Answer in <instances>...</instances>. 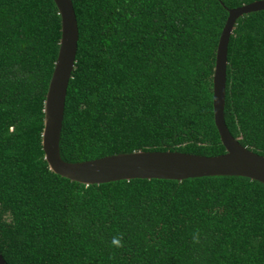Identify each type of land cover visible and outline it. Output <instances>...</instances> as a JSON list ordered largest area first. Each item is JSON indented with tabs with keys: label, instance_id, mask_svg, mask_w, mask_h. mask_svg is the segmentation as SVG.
<instances>
[{
	"label": "trees",
	"instance_id": "obj_1",
	"mask_svg": "<svg viewBox=\"0 0 264 264\" xmlns=\"http://www.w3.org/2000/svg\"><path fill=\"white\" fill-rule=\"evenodd\" d=\"M251 1L70 0L77 38L59 158L222 153L211 117L214 49L225 9ZM58 36L51 0H0L5 264H264V184L208 176L83 185L47 169L41 110ZM222 119L238 144L264 156V9L234 20Z\"/></svg>",
	"mask_w": 264,
	"mask_h": 264
},
{
	"label": "water",
	"instance_id": "obj_2",
	"mask_svg": "<svg viewBox=\"0 0 264 264\" xmlns=\"http://www.w3.org/2000/svg\"><path fill=\"white\" fill-rule=\"evenodd\" d=\"M59 18V36L52 69L42 101L40 149L47 169L61 178L83 185L117 180L163 179L180 181L208 176L245 177L264 184V156L236 142L222 119L225 50L234 20L264 9V0H254L226 8L217 36L210 77L212 124L223 152L213 156L177 151H130L102 157L65 162L58 155V135L67 79L76 48V24L70 0H51ZM0 264H5L0 256Z\"/></svg>",
	"mask_w": 264,
	"mask_h": 264
},
{
	"label": "clouds",
	"instance_id": "obj_3",
	"mask_svg": "<svg viewBox=\"0 0 264 264\" xmlns=\"http://www.w3.org/2000/svg\"><path fill=\"white\" fill-rule=\"evenodd\" d=\"M41 112H42V110H41ZM193 242L199 243L198 237H194ZM112 246L115 248H122L124 246L123 245V234H119V235L113 237Z\"/></svg>",
	"mask_w": 264,
	"mask_h": 264
}]
</instances>
